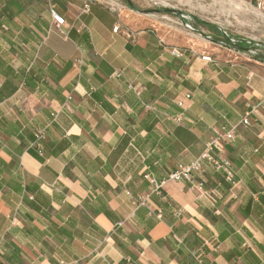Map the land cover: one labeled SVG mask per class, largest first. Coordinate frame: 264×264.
I'll return each instance as SVG.
<instances>
[{
	"label": "crops",
	"instance_id": "1",
	"mask_svg": "<svg viewBox=\"0 0 264 264\" xmlns=\"http://www.w3.org/2000/svg\"><path fill=\"white\" fill-rule=\"evenodd\" d=\"M128 2L0 0V264H264V28L178 59ZM223 127L234 184L204 163L161 185Z\"/></svg>",
	"mask_w": 264,
	"mask_h": 264
},
{
	"label": "rangeland",
	"instance_id": "2",
	"mask_svg": "<svg viewBox=\"0 0 264 264\" xmlns=\"http://www.w3.org/2000/svg\"><path fill=\"white\" fill-rule=\"evenodd\" d=\"M260 1L132 0V3L140 15L153 21L152 24L159 28L164 38L173 35L180 42V45L170 46L169 52L176 48L184 53V57H188L191 55L188 50L191 49L181 45L183 42L189 43L188 38H192L202 44L198 46L192 42L191 48L206 50L210 53L207 56L213 59L223 56L224 59L231 60L235 52L246 54L249 50L260 48L261 44L257 43V46L253 37H250L264 28V22L261 21L264 18V8H259ZM182 15H187L189 19L183 20ZM155 27H152L154 31ZM204 43H212V49L215 47L217 52L201 48ZM191 52L192 55L195 54Z\"/></svg>",
	"mask_w": 264,
	"mask_h": 264
},
{
	"label": "built area",
	"instance_id": "3",
	"mask_svg": "<svg viewBox=\"0 0 264 264\" xmlns=\"http://www.w3.org/2000/svg\"><path fill=\"white\" fill-rule=\"evenodd\" d=\"M259 8H264L262 0L259 3ZM83 12H89V5L86 4L83 8ZM52 18L55 27L58 28V30L64 34L66 28V23L64 17H62L58 12L55 10H52ZM183 20L189 19V17L186 15H182ZM189 28L191 26L188 25ZM172 56L182 59L184 58V53L177 50L176 48L172 49L170 52ZM120 74V73H119ZM189 100L190 94L186 96ZM176 104L181 108H186L185 103L182 100H176ZM150 110L156 111V108L153 106H148ZM171 120L176 124H182L183 122V115H175L170 117ZM244 125H248V121H243ZM235 136H236V128L228 129L227 127H223L220 131L216 132V135L211 138L206 143V148L201 157L194 162H192L190 165H183L180 164L176 168V171L170 175L168 180L162 182L161 185L167 183V182H179L183 180H191L192 176L195 171L199 170L204 163H207L210 165L215 171L221 173L223 172L225 175L226 182L230 184H234L236 181L237 173L232 169L231 164L229 161L219 158L216 156V152L220 153L222 151V148L226 145H230L235 142ZM42 139H44V133L41 132L37 135L35 143H33L32 147L36 148L40 155L43 154L44 147L41 144ZM149 177V176H147ZM154 182V181H153ZM199 189L203 190L204 186L199 185ZM149 196H146L145 198H142L140 200L141 205L148 204ZM193 258L195 261V264H206L205 261H203L202 254L194 252Z\"/></svg>",
	"mask_w": 264,
	"mask_h": 264
},
{
	"label": "trees",
	"instance_id": "4",
	"mask_svg": "<svg viewBox=\"0 0 264 264\" xmlns=\"http://www.w3.org/2000/svg\"><path fill=\"white\" fill-rule=\"evenodd\" d=\"M128 5H129V7H131L132 9H136L135 6H134V4H133L130 0H129V2H128ZM31 152H32L33 156L39 158V156H38L35 152H33V151H31Z\"/></svg>",
	"mask_w": 264,
	"mask_h": 264
}]
</instances>
